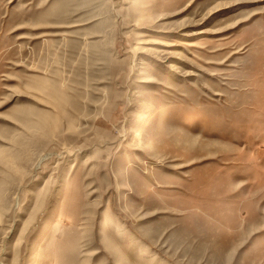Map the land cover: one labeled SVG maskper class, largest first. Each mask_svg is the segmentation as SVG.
I'll use <instances>...</instances> for the list:
<instances>
[{
  "label": "rangeland",
  "instance_id": "374dc122",
  "mask_svg": "<svg viewBox=\"0 0 264 264\" xmlns=\"http://www.w3.org/2000/svg\"><path fill=\"white\" fill-rule=\"evenodd\" d=\"M0 264H264V0H0Z\"/></svg>",
  "mask_w": 264,
  "mask_h": 264
},
{
  "label": "bare ground",
  "instance_id": "6f19581e",
  "mask_svg": "<svg viewBox=\"0 0 264 264\" xmlns=\"http://www.w3.org/2000/svg\"><path fill=\"white\" fill-rule=\"evenodd\" d=\"M40 161L38 160L37 162H36V164H35V166L34 167H36L37 165H38V163H39ZM243 208V207H242ZM257 211V210H256ZM258 213V212H257Z\"/></svg>",
  "mask_w": 264,
  "mask_h": 264
}]
</instances>
